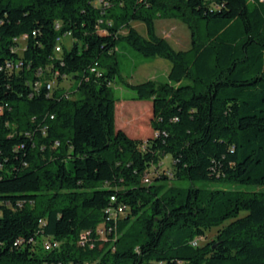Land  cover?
<instances>
[{
    "label": "trees",
    "instance_id": "obj_1",
    "mask_svg": "<svg viewBox=\"0 0 264 264\" xmlns=\"http://www.w3.org/2000/svg\"><path fill=\"white\" fill-rule=\"evenodd\" d=\"M121 40L171 62L128 84L151 100L135 132L117 121ZM0 107V264H264V190L231 187H264V0H0Z\"/></svg>",
    "mask_w": 264,
    "mask_h": 264
},
{
    "label": "rangeland",
    "instance_id": "obj_2",
    "mask_svg": "<svg viewBox=\"0 0 264 264\" xmlns=\"http://www.w3.org/2000/svg\"><path fill=\"white\" fill-rule=\"evenodd\" d=\"M134 25L143 35L147 34L146 26L143 22L136 21L134 22ZM156 27L157 32L167 38L176 49L186 50L190 48V28L185 22H183L179 18H159L156 21ZM62 43L63 46L66 45L70 47L72 43L71 36H64L62 38ZM118 56L120 61L121 74L113 82L114 94L118 98L117 121L118 125H126L131 132H135L136 129L141 126L140 124L145 123L147 126L149 125L151 105L145 104L146 102H143L148 101L146 99L140 100L135 98V92L128 86V84L139 83L148 79H153L159 82L168 80V72L171 67V62L167 58L160 56H145L141 52L134 49L125 40H121L118 44ZM55 85L57 87H64L67 91L70 90L71 96H76L77 94L76 85L72 82L70 78L64 79L60 83H55ZM138 102H141V105ZM171 161V155H167L162 160L163 163L160 166V169L171 167ZM197 185H203L206 187L219 186L218 184L216 185L201 182L197 183ZM231 187L243 188L247 190H264V187L246 186L238 184H235ZM245 213L246 211H243L241 214ZM227 222H229V220H227L225 223ZM217 228L218 227H214L213 229L208 231L207 240H211L215 237L217 233Z\"/></svg>",
    "mask_w": 264,
    "mask_h": 264
},
{
    "label": "built area",
    "instance_id": "obj_3",
    "mask_svg": "<svg viewBox=\"0 0 264 264\" xmlns=\"http://www.w3.org/2000/svg\"><path fill=\"white\" fill-rule=\"evenodd\" d=\"M96 3H100L102 0H95ZM28 38V35L27 34H23L21 36H18V37H15L14 40L17 42L16 44V50L19 51V52H23V50L25 49V41L27 40ZM62 49H63V45H62V37H60V43H56L55 45V52L59 55L61 52H62ZM23 64V61L22 59H20L19 61L17 60L16 62H11V61H8L7 62V65L10 69H16L18 70L21 65ZM58 73V72H56ZM39 83L36 82V86H38ZM2 111V107H0V112ZM145 182H150V177H145L144 179ZM114 199V197H113ZM118 212H123V207H119L118 209ZM97 233L99 234V236L103 239L107 238L106 237V227L104 225H99L98 228H97ZM82 237H86V233H84L82 235ZM81 243L84 244L85 242L81 240ZM193 244H194V241H193ZM59 245V242L56 241V240H47L45 242V248L46 249H51L52 247H55V246H58Z\"/></svg>",
    "mask_w": 264,
    "mask_h": 264
},
{
    "label": "crops",
    "instance_id": "obj_4",
    "mask_svg": "<svg viewBox=\"0 0 264 264\" xmlns=\"http://www.w3.org/2000/svg\"><path fill=\"white\" fill-rule=\"evenodd\" d=\"M143 102H146L145 104L151 105L150 101L149 102L148 101H143ZM138 103L141 105V102H138ZM128 108H129V106H128ZM120 126L127 129L126 125L121 124Z\"/></svg>",
    "mask_w": 264,
    "mask_h": 264
},
{
    "label": "bare ground",
    "instance_id": "obj_5",
    "mask_svg": "<svg viewBox=\"0 0 264 264\" xmlns=\"http://www.w3.org/2000/svg\"><path fill=\"white\" fill-rule=\"evenodd\" d=\"M60 39V38H59ZM48 87L51 88V83L48 84ZM145 177H149V175H146ZM198 243V240H194V244L196 245Z\"/></svg>",
    "mask_w": 264,
    "mask_h": 264
}]
</instances>
